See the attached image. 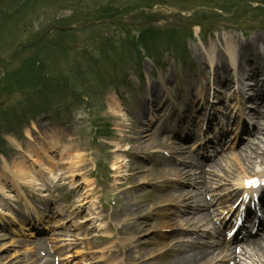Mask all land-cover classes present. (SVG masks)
Returning a JSON list of instances; mask_svg holds the SVG:
<instances>
[{"label": "rangeland", "instance_id": "374dc122", "mask_svg": "<svg viewBox=\"0 0 264 264\" xmlns=\"http://www.w3.org/2000/svg\"><path fill=\"white\" fill-rule=\"evenodd\" d=\"M11 1L13 4L0 0V13L3 9L9 10V5L12 6L11 11L16 10V0ZM71 1L59 0L40 9L37 15L33 18L29 17L27 21L18 19L22 29L25 25L28 29L22 33L21 39L13 47L14 51L21 44L20 42L28 45L34 43L33 41L45 35L51 27L58 25L56 24L58 21H61L60 25L72 27V30L67 34L53 31L41 43L30 46L25 51L22 50L23 47L18 48L19 53L16 56L12 55L7 61L0 62V77H5L6 68L14 69L27 56L38 54L49 67L55 81L60 84L57 86L59 92L52 95L58 100L67 93L65 81L69 80L71 84L76 82L75 87L80 91L85 87L97 85V80L87 82L85 87L80 83L79 75L83 69L88 75L93 74L89 66H86V61L93 56L92 54L99 56L97 50L112 41L117 42L118 48L128 56L130 53L127 51V46H131V43L127 39L130 37L131 40L138 35L141 27L155 25L171 31L183 27L189 28L195 21L203 20L210 21L206 23L208 25L206 28L213 32L210 36L204 32L198 35L201 28L197 27L194 41L189 42V38L187 40L183 38L184 43L176 47L184 52V44H186L191 59L189 65H177L175 59L171 57L164 62L165 67H160L150 59H146L142 64L140 75L141 70L134 72L137 67L132 66L133 61L138 57L137 54L134 60L127 58L122 70L127 72L126 76H129L126 83L110 90L104 98H100L98 91L94 90L92 105L90 103L88 106L80 105L68 96L62 98V103L57 104L62 106L49 114L30 117L23 123H21L23 119L17 121V130L24 135L22 139L6 134V104H15L19 97L13 100L6 99V94L1 92L3 85L0 86V137L9 147L5 164L0 160V192H2L0 194V264H57L58 262L59 264H160L168 248L170 250L196 243H215V236L219 232V223L216 224L215 217L211 224H200L194 228L195 234L178 235V239L173 240L169 237L166 239L167 235L172 234L169 233L171 230L181 228L185 232L190 227L185 224L176 227L172 221L168 228H160L162 214H169L171 211L177 213L180 219L193 218L196 214L193 215L191 209L199 206L203 209L200 212L205 214L211 212L219 216L223 211L222 206L226 204L217 205L218 199L236 191L246 174L264 175V156L255 159L244 168L237 167L233 158V154L237 156L246 144L253 146L261 143L263 146L264 135H258L254 140L255 136L243 133L245 139L239 138L240 143L244 141L246 144L242 147L229 148L226 145L228 152L224 155L228 157V163H223L224 169L217 171L218 175L214 180L208 179L204 182L207 183V191L204 193L206 202L211 204L208 208L205 202L196 199L185 204L170 200L162 201L161 198L162 195L169 193L172 187L197 192L198 186L203 184L199 178L200 171L195 168L190 178L183 180L173 174L158 172L152 162V159L166 157L165 153H171L169 146L172 144L182 145L185 149L184 156L194 154L189 146L191 141L184 144L174 140L172 135L162 130L158 133V144L149 148L139 145L135 139L137 135L130 130L135 128L136 119L142 121L138 132L150 128L149 118H153L154 112L148 100H154L150 87L153 85L164 94L156 117L158 114L159 118L163 117L166 113V110H163L166 104H176L174 124L176 125L181 117V126L190 129L191 120L197 119L201 113L204 99L206 100L211 92L213 94L212 85L208 84V81L217 80L219 76L227 80H236L238 74L240 75L239 72L243 71L241 68L221 69L223 63L217 56L219 51L223 52L228 43L236 44L237 50L241 43H248L251 46L249 51L254 47V52L252 51L248 57L252 58L258 67L264 62L260 59L258 49L253 42L257 36L264 40V32L259 30L264 26V21H256V14L264 13L258 11L259 7L254 0H156L152 4L151 12L146 11L147 7H143L132 14L124 12L112 19L108 26L98 24L96 26L100 27H84L83 22L89 20L84 21L88 14L90 20H93L91 18L95 19L100 15L96 14L99 9H106V5L112 6V3L115 4L113 8H116L120 5L119 0ZM230 7L239 9L234 18L229 15L216 16L213 13L214 10ZM79 11L80 14L75 15V12ZM180 11L189 14L182 15ZM200 11L208 15L200 20L190 16ZM14 22L16 19H11L10 23ZM135 23L137 26L134 28ZM21 26L16 28L21 29ZM229 30H239L240 38L238 34L231 37L222 36L223 31ZM240 30L243 32L240 33ZM161 37L166 39L164 35ZM165 44L166 42L160 44L163 45L158 51L161 55L167 51ZM244 57L245 54H240V58L237 56V59L245 66L244 60H241ZM224 60L226 61L225 58ZM75 63L78 65L73 72ZM207 63L214 67L218 65L216 70L220 69L219 72L214 74V69L208 67ZM248 68L255 69L250 65ZM249 69L245 67V70ZM122 72L118 74L115 65H110L111 78L120 76ZM255 72H258V69ZM0 83L6 82L0 79ZM177 83H182L188 93L182 98L180 92H174L172 95L176 101L173 102L171 96L166 94V89L170 90L171 86ZM53 85L55 83L44 84L42 88L51 91ZM218 89L216 96L210 101L211 110L203 108L202 112L218 110L219 122L230 121L232 128L236 127L239 112L237 109L231 113V110L235 100L233 95L237 93L232 94V91L228 93L227 87ZM225 99H228L227 102ZM223 105L226 106L227 113ZM146 106L148 114L141 117L139 113ZM256 110L257 107L254 111L240 115L244 124L243 132L248 131V127H257V119L254 115ZM93 122L104 123L112 131L111 136L102 138L100 146L93 142ZM213 124L216 125L217 122L213 120ZM175 125L169 126V131H173ZM156 127L155 131H158ZM234 131L235 128L229 129L227 138L234 134ZM28 134L33 136L34 141L27 139ZM27 155L32 156V159L29 160ZM173 155L176 161H183L182 155L179 157L180 154ZM98 163L101 166L100 172H105L100 182L94 178L98 172ZM20 164L27 170L35 171L38 176L52 177L47 182L48 190H44L45 181L43 185L35 186L34 181L26 179L27 186H20L17 178L20 174ZM143 167L149 171L148 174L143 172ZM188 169L192 168L188 166ZM44 170L46 175L43 173ZM13 172L15 176L12 175ZM33 175L28 173L27 176ZM46 205L55 207L60 214L50 215L52 218H48ZM127 209L129 212H126ZM28 216L32 217L27 220ZM32 219H35V225L44 221L46 229L41 230L36 226L39 230H34L32 224H29ZM143 223L147 225L145 230L141 231L139 225ZM28 225L30 227H26ZM196 232L206 233L209 236L199 237ZM165 245L167 247L163 248ZM140 250L142 252L139 254ZM220 262L221 264H264V252L246 254L238 249L234 256L226 259L222 256L217 258L214 264Z\"/></svg>", "mask_w": 264, "mask_h": 264}, {"label": "bare ground", "instance_id": "6f19581e", "mask_svg": "<svg viewBox=\"0 0 264 264\" xmlns=\"http://www.w3.org/2000/svg\"><path fill=\"white\" fill-rule=\"evenodd\" d=\"M225 35H228L231 37V35H237L236 33H232L229 32L228 34H226V32L223 33ZM253 42L255 44H261L263 43V40L261 38H259L258 36L255 37L253 39ZM228 48L229 50L227 51L228 53V57L227 60L223 61L224 63L232 66L235 68V66L237 65V49L234 45L232 44H228ZM251 48V46L248 43H241L239 46V53H243L245 54V52H247L249 49ZM218 56L219 57H224V54H222L221 51L218 52ZM218 81V80H217ZM219 86H224L227 87V91L228 93H231L233 87H234V83L232 85H230V82L228 80H222V81H218ZM256 87H259V84L256 85ZM152 88L157 89L158 87L153 86ZM233 95V110H237L239 108L240 110H245L244 113L247 112V110L245 109L246 107L240 106V104H242L243 99L239 92H235L233 91L232 94ZM238 96V97H237ZM160 100L162 99V96H159ZM237 97V98H236ZM229 98V97H228ZM158 99V98H157ZM228 99H225V101L227 102ZM257 100L259 101V105H258V111L256 112V119H257V124H258V130L256 131V127L255 129H252L249 131L248 133L249 135L255 134V135H264V90L261 91V95H259L257 97ZM240 106V107H239ZM155 108H153V112H154V116L152 118L153 122H151V127L158 123L161 127V130L164 131V128L167 126L166 124H162L161 122H159L161 120V118H156V112H158V108L157 106L154 105ZM223 107H225L226 110V106L223 105ZM219 109V108H218ZM146 110V109H144ZM142 111L141 115L143 116L146 111ZM221 110V109H220ZM225 113H227V110L225 111ZM159 116V114H158ZM157 116V117H158ZM198 126H196L193 130H196ZM140 128V126H136V142L139 145L142 146H146V147H152L158 144V135L156 134L157 131H154L156 133H151V131L154 129V127H152L151 129L148 130H144L143 132H138V129ZM192 130V131H193ZM131 132H133V130H130ZM176 131V129H175ZM196 135V134H195ZM194 135V136H195ZM192 137V134H191ZM28 138L32 141L33 137L28 134ZM179 140L176 138V134L173 136L174 140L180 141V136L178 137ZM191 139V138H188ZM170 150H172V154H180L183 155L185 150L184 147H179L178 145L172 144L171 146H169ZM224 150V149H223ZM242 152H239V158H237V165H240L241 168H244L245 165H249L250 163H253L255 159L257 158H262V156H264V145L261 146L260 144H253L252 145H245L244 148L241 149ZM261 153V154H259ZM217 155V154H216ZM221 155V154H219ZM217 155V157L219 156ZM29 160L32 159V156H28ZM226 156L222 155L219 159H215L211 165L210 164H206L203 163L201 164L197 158L191 154L185 155L184 158L189 159L190 160V164L193 165V167H196L197 169L200 170V178H205L207 174H211L210 172H207V167L208 168H212V169H217L218 167H220L224 161ZM212 161V158H210ZM3 164H5V162H3ZM157 169L159 170L160 173L162 174H171L173 173L175 176L179 177V178H183V179H187L190 177V173L191 170H188V167H181V165H179L178 162L172 160V159H167V158H161L160 160H157ZM19 170H20V174L17 176L18 180H19V185H27L26 184V179L27 181H34L35 184L37 185H43L44 181L48 182L52 177L47 178V177H41L35 174V171L32 170H27L25 167H23V165L20 164L19 166ZM143 172H145V174H148L149 171L146 170L145 167L142 168ZM46 170L43 171V173L46 175ZM28 173L34 174L33 176H27ZM13 176H15V173H12ZM53 176V175H52ZM253 176H257L255 174H247L246 177H253ZM27 177V178H26ZM258 182V180L256 181ZM256 184V183H255ZM202 188L204 189V185L202 186ZM2 192H0L1 194ZM202 196H203V191L202 189H199L196 193H192V192H184L182 189H171L169 193H166L164 195H162L163 198H166L167 200L170 201H174V202H178V201H182V202H186L188 200H191L192 198H195L196 200H199L200 202H202ZM235 195H228L226 197H224L223 199L220 198L219 200H217V202L219 204H223V203H228L231 199H233ZM262 201H264V196H261ZM202 210V208L197 207L194 208L193 210H191L192 213L197 214ZM127 212H129V210H126ZM32 216H28L27 220L30 219ZM212 217V214H198L197 217L195 216L194 218L190 219L187 218L185 219L186 224L188 226H192L194 223L197 224H203L204 222H208V220ZM178 216L175 214H172L171 212L169 214H164L163 218H161L160 223H159V227L160 228H168L165 227L166 225H170L172 223V221L176 224V223H180V220H178ZM30 225L32 224L33 229L34 230H39V229H46V224L43 221L41 224L36 225L35 226V219L33 221H31L29 223ZM174 226H177L175 225ZM8 225V224H7ZM30 225L26 226V227H30ZM146 223H143L141 225H139L141 227V231L145 230L146 228ZM183 231L179 230V229H175V231L172 232L171 235H168V237L170 239H178V235L179 233H182ZM200 243L197 244H191L189 246H187L186 248H179L177 250L175 249H171L169 252L167 251V253L163 256V261L160 264H212V261L215 259L216 256V252H218V254H223L226 253L225 256L228 255L229 252H231V254L234 253L235 247H233V243H228V244H224L223 242H219L216 244H202V246L199 245ZM244 246L249 247L253 252H259V251H263L264 250V231L260 232L258 236L255 237H251L247 240H244L243 242ZM142 252V250L139 251V254Z\"/></svg>", "mask_w": 264, "mask_h": 264}, {"label": "trees", "instance_id": "16d2710c", "mask_svg": "<svg viewBox=\"0 0 264 264\" xmlns=\"http://www.w3.org/2000/svg\"><path fill=\"white\" fill-rule=\"evenodd\" d=\"M58 1L59 0H26L24 5L22 6L23 8L22 12L19 11L18 13L21 12V14H25V13H31L35 11V14H38L40 9L45 8L49 4H52ZM82 1L90 2V0H82ZM141 1L142 3L154 2V0H141ZM106 6H107L106 9L105 8L99 9L97 11V14L101 15L102 13H107L108 11H110L109 10L110 7H115V4L112 3V6L107 4ZM21 18L22 20H24L25 18L24 15H22ZM20 25H21V22H18L17 20L13 24H10L7 28L5 27V29L0 32V59H3L7 54H9L13 50V47L15 46V44L21 39L22 32H24L25 29L22 30L20 28H16V27H20ZM14 29H16V31H14ZM44 63L45 61L41 59V56L39 58L38 54L34 56H30V58L24 61L23 66L21 68L9 71L6 74L7 79L6 77L4 79L6 83H0V86L3 85L2 91H6V89L10 91L16 90V88L23 86L26 82H29L30 78L33 75H37L38 72L40 73H38L39 80L37 82H40L44 78L41 73H44V70L46 71V66ZM46 81L51 82L50 80H46ZM12 84H14L13 87H12ZM6 86L10 88H6Z\"/></svg>", "mask_w": 264, "mask_h": 264}]
</instances>
